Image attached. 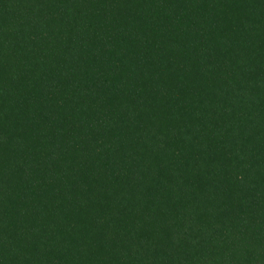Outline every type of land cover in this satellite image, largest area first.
Wrapping results in <instances>:
<instances>
[{
	"label": "trees",
	"instance_id": "obj_1",
	"mask_svg": "<svg viewBox=\"0 0 264 264\" xmlns=\"http://www.w3.org/2000/svg\"><path fill=\"white\" fill-rule=\"evenodd\" d=\"M0 264H264V0H0Z\"/></svg>",
	"mask_w": 264,
	"mask_h": 264
}]
</instances>
